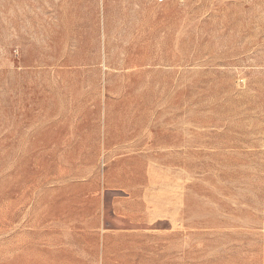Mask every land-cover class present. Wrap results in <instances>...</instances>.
Masks as SVG:
<instances>
[{"label":"rangeland","instance_id":"obj_1","mask_svg":"<svg viewBox=\"0 0 264 264\" xmlns=\"http://www.w3.org/2000/svg\"><path fill=\"white\" fill-rule=\"evenodd\" d=\"M0 264H264V0H0Z\"/></svg>","mask_w":264,"mask_h":264}]
</instances>
